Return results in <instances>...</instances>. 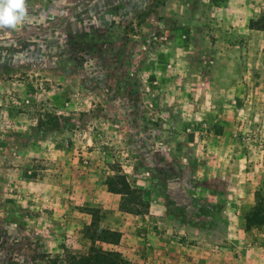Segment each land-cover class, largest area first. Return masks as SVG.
<instances>
[{"label":"rangeland","instance_id":"374dc122","mask_svg":"<svg viewBox=\"0 0 264 264\" xmlns=\"http://www.w3.org/2000/svg\"><path fill=\"white\" fill-rule=\"evenodd\" d=\"M26 5L0 105L61 128L0 110V264H264V0ZM121 172L143 204L108 191Z\"/></svg>","mask_w":264,"mask_h":264},{"label":"trees","instance_id":"16d2710c","mask_svg":"<svg viewBox=\"0 0 264 264\" xmlns=\"http://www.w3.org/2000/svg\"><path fill=\"white\" fill-rule=\"evenodd\" d=\"M253 20L249 21V27L255 28L253 26ZM256 29H260L257 27ZM29 102V101H28ZM42 101H37L35 103L30 104H14L13 102H7L4 103V105H0L1 112H9L12 108H17V110H21L23 112V107L28 106L32 108L33 112L38 115L37 117V125L36 129H40L42 131L46 130H59L61 128L60 125V115H56L50 112H46L44 110V107H41ZM48 117V119H46ZM44 118L46 120H44ZM6 127L7 125L4 124ZM4 143V140L2 139V136H0V144ZM107 180V189L109 192L121 194L123 197V206L125 208H128V203H132L135 199H140V196L134 194V190L129 185L128 181L126 180V175L124 173H117L116 175H111L106 178ZM143 204V202L139 201ZM131 209H133L131 207ZM136 210V209H135ZM87 230L90 231L89 237L95 241H106V242H115L117 240V237L119 236V233L116 231H111L109 229H103L97 226L94 221L92 220L89 227H87ZM116 254L114 252H96L95 255L90 257L86 256H78L74 257L71 256L70 260L68 259L66 262L67 264H121L119 260L116 258Z\"/></svg>","mask_w":264,"mask_h":264},{"label":"clouds","instance_id":"9594fccd","mask_svg":"<svg viewBox=\"0 0 264 264\" xmlns=\"http://www.w3.org/2000/svg\"><path fill=\"white\" fill-rule=\"evenodd\" d=\"M26 0H0V28L15 29L27 18Z\"/></svg>","mask_w":264,"mask_h":264}]
</instances>
